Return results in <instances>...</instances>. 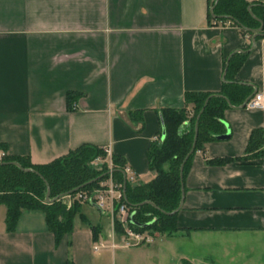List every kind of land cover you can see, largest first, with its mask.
<instances>
[{"label": "crops", "instance_id": "0c3cea01", "mask_svg": "<svg viewBox=\"0 0 264 264\" xmlns=\"http://www.w3.org/2000/svg\"><path fill=\"white\" fill-rule=\"evenodd\" d=\"M212 1L0 0L2 150L41 164L81 144L110 146L133 184L150 181L161 111L183 108L185 92L219 91L224 60L247 51L235 79L264 94V37L252 45L236 26L209 21ZM68 92L78 94L72 110ZM224 123L229 137L192 155L175 235L123 246L106 211L109 228L93 226L96 241L117 244L104 248L109 262L92 250L90 226L55 246L42 212L22 210L7 232L0 205V264H264V133L262 153L245 152L264 110L230 105Z\"/></svg>", "mask_w": 264, "mask_h": 264}, {"label": "trees", "instance_id": "16d2710c", "mask_svg": "<svg viewBox=\"0 0 264 264\" xmlns=\"http://www.w3.org/2000/svg\"><path fill=\"white\" fill-rule=\"evenodd\" d=\"M214 1L210 3L207 12L209 21H231L241 35L252 36L257 32L256 38L264 37L262 0H218L215 5ZM246 55L247 51L234 53L229 58L227 67L224 60L223 68L226 67V70L219 91L185 92L183 108H166L161 111L159 119L164 132L163 138L160 134L159 139L151 141L146 150L148 168L154 176L141 184L126 181L122 197L130 212L134 213L133 220L138 224H147L141 227L129 222L134 229H147L166 236H173L178 231L176 213H170L178 207L181 199L179 168L191 148L196 118L204 107L198 119L195 148L183 165L182 179L188 171L194 152L204 149L206 144L217 139L216 136L225 133L224 110L230 105H241L249 96V87L239 84L235 79V73ZM77 97L78 94L73 92L66 94L69 110L73 109ZM206 99L208 101L204 106ZM189 112L192 113L191 116ZM186 121L189 122V127L183 131L182 126ZM263 133L262 128L251 131L245 148L246 154L262 153ZM0 149H5V145L0 143ZM104 155L102 147L92 144H81L66 154L41 164L32 163L28 156L7 154L0 162V205L6 207V231L15 230L22 210H38L44 215L46 228L52 233L54 245L57 246L66 234L72 232V220L79 211L80 203L74 202L67 207L62 195L75 188L92 190L101 181H105L108 178L107 167L103 166L98 171L91 164L95 157ZM10 162H17L21 168L32 171L22 170ZM218 162H224V159ZM112 164V178L123 183L124 160L112 155ZM96 178L97 181L85 185ZM47 185L50 201L45 200ZM83 185L85 186L81 187ZM145 201L153 205L143 203ZM115 214L116 209L114 231L122 234ZM90 230L96 241L99 228L90 225Z\"/></svg>", "mask_w": 264, "mask_h": 264}, {"label": "built area", "instance_id": "2783aa9c", "mask_svg": "<svg viewBox=\"0 0 264 264\" xmlns=\"http://www.w3.org/2000/svg\"><path fill=\"white\" fill-rule=\"evenodd\" d=\"M221 24L225 26H234L231 21H223ZM245 106L264 110V94L256 92L245 103ZM102 150L105 155L95 157L91 164L98 171L102 170L103 166H106L108 169V178L105 181H101L98 187L92 190H77L73 194L65 195L63 197L65 205L70 207L74 202H86L101 211L110 212L113 217L116 209L115 218L122 228L121 244L123 246H135L152 242L156 233L147 229L136 230L129 225V215L132 212H130L129 207L122 200L123 183L112 178L113 164L110 146H105ZM6 155L7 152L0 149V162ZM123 176L125 182H133L135 180V173L126 164L123 166ZM116 246L117 244L115 242L107 244L103 241H96L92 245V250L99 251L104 248H114Z\"/></svg>", "mask_w": 264, "mask_h": 264}, {"label": "rangeland", "instance_id": "374dc122", "mask_svg": "<svg viewBox=\"0 0 264 264\" xmlns=\"http://www.w3.org/2000/svg\"><path fill=\"white\" fill-rule=\"evenodd\" d=\"M134 183V182H133ZM66 200V199H65ZM83 216L84 219L81 217ZM114 220V217H113ZM73 230H83L84 228H89L90 225H98L102 228V231L109 228L110 225V217L106 211H98L95 207H93L90 203L80 202L79 203V211L74 215L73 220ZM122 229V228H121ZM102 239H105L104 233ZM157 234V232L154 231ZM116 242L119 243L122 238V234L116 233ZM149 244V243H148ZM104 253V258L107 261L112 260L111 251L103 249L96 254L99 255Z\"/></svg>", "mask_w": 264, "mask_h": 264}, {"label": "water", "instance_id": "95a60500", "mask_svg": "<svg viewBox=\"0 0 264 264\" xmlns=\"http://www.w3.org/2000/svg\"><path fill=\"white\" fill-rule=\"evenodd\" d=\"M217 1H218V0H215V1H214V5L217 3ZM210 11L212 12V8L210 9ZM256 36H257V32L254 33V34L252 35V45L254 44V40H255ZM228 60H229V57H228V59H227V61H226V67H227V64H228ZM226 67H225V69H224V72H225V70H226ZM254 94H255V91H253L251 94H249V96H247V98L244 100V102H243L240 106H241V107H244V106H245V103H246V102H247V101H248V100H249ZM207 101H208V99L205 100V102H204V106L207 104ZM203 109H204V107L201 109V111H200V113L198 114V116H197V118H196V121H195V125H194V135H193V142H192L191 148H190L188 154H187V155L185 156V158L183 159L182 164L180 165V168H179V176H180V181H181V199H180V202H179L178 207H177L175 210H173L170 214L176 213V212L179 210V208H180V206H181V204H182L183 195H184V190H183V187H182V170H183V165H184L186 159L188 158V156L194 151V148H195V142H196L197 133H198V119H199V116H200L201 112L203 111ZM229 134H230V133L227 131V132L224 133V134H221V135L216 136V138H217V139H226V138L229 137ZM163 135H164V132H162V138H163ZM10 163L16 165L17 167H19V168L22 169V170H25V171H32V170H26V169L21 168L20 165H19L17 162H10ZM33 172H35L36 174H38L36 171H33ZM97 180H98V178L93 179V180H91L90 182H88V183L85 184V185L91 184V183H93V182H95V181H97ZM125 184H126V182H125V180H124V181H123V186H122V193H123V195L125 194ZM85 185H83V186H81V187H84ZM79 189H80V188H75L74 190H71V191L65 193V194L62 195V196H65V195H69V194H71V193H74V192H76V191L79 190ZM62 196H61V197H62ZM45 200H46V201H50V200H51L50 197H49V187H48V185H47V187H46ZM143 203H148V204L153 205L151 202H148V201H145V202H143ZM133 215H134L133 212L130 213V215H129V222H130V223H133V224H135V225H137V226H141V227H144L145 225H147V224H138V223H136V222L133 220Z\"/></svg>", "mask_w": 264, "mask_h": 264}]
</instances>
